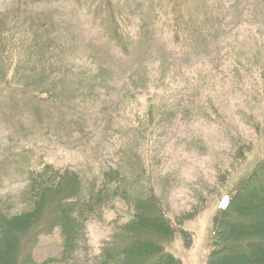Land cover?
Segmentation results:
<instances>
[{
	"label": "rangeland",
	"instance_id": "rangeland-1",
	"mask_svg": "<svg viewBox=\"0 0 264 264\" xmlns=\"http://www.w3.org/2000/svg\"><path fill=\"white\" fill-rule=\"evenodd\" d=\"M16 7L67 43L69 75L53 103L0 98V209L23 210L48 164L77 172L84 190L117 166L193 233L168 249L205 264L224 203L264 161V0H0V15ZM132 214L113 199L74 260L48 264H96ZM61 249L60 229L40 227L22 255L43 264Z\"/></svg>",
	"mask_w": 264,
	"mask_h": 264
},
{
	"label": "trees",
	"instance_id": "trees-1",
	"mask_svg": "<svg viewBox=\"0 0 264 264\" xmlns=\"http://www.w3.org/2000/svg\"><path fill=\"white\" fill-rule=\"evenodd\" d=\"M68 49L40 12L16 7L2 13L0 98L14 93L28 104L53 103L54 95H63L69 75ZM102 172L100 183L88 190L82 189L77 172L51 164L31 174L24 209L15 213L0 209V264L23 260L35 264L31 255H22L23 244L40 227L46 231L57 227L62 235L59 256L43 264L73 261L86 246L87 221L100 218L115 198L130 204L133 214L119 226L115 239L102 247L96 264H182L168 246L178 234L186 247L191 246L193 233L171 222L152 189L136 192L128 187L117 166ZM194 216L195 212L184 217ZM219 217L205 264H264V161L226 200Z\"/></svg>",
	"mask_w": 264,
	"mask_h": 264
}]
</instances>
